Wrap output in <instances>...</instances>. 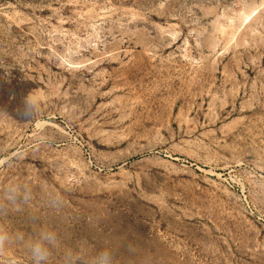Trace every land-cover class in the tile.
Wrapping results in <instances>:
<instances>
[{
	"label": "rangeland",
	"instance_id": "rangeland-1",
	"mask_svg": "<svg viewBox=\"0 0 264 264\" xmlns=\"http://www.w3.org/2000/svg\"><path fill=\"white\" fill-rule=\"evenodd\" d=\"M0 227L264 264V0H0Z\"/></svg>",
	"mask_w": 264,
	"mask_h": 264
},
{
	"label": "clouds",
	"instance_id": "clouds-1",
	"mask_svg": "<svg viewBox=\"0 0 264 264\" xmlns=\"http://www.w3.org/2000/svg\"><path fill=\"white\" fill-rule=\"evenodd\" d=\"M35 102L31 93L25 98V108L29 113H34ZM31 198V191L19 185L10 184L5 192L7 203L13 204ZM61 198L52 200L54 206H59ZM14 242H24L30 264H51L54 254L60 250L59 264H117L115 251L110 246L100 249H90L87 245L74 248L62 246V239L55 229L43 228L33 238L25 241L19 232H12L5 227H0V250L7 249ZM8 264H12V257L7 256Z\"/></svg>",
	"mask_w": 264,
	"mask_h": 264
}]
</instances>
